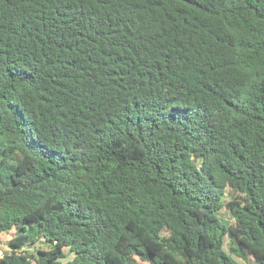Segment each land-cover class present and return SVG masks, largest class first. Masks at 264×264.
<instances>
[{
  "label": "trees",
  "instance_id": "obj_1",
  "mask_svg": "<svg viewBox=\"0 0 264 264\" xmlns=\"http://www.w3.org/2000/svg\"><path fill=\"white\" fill-rule=\"evenodd\" d=\"M14 229L0 264H264V0H0Z\"/></svg>",
  "mask_w": 264,
  "mask_h": 264
},
{
  "label": "rangeland",
  "instance_id": "obj_2",
  "mask_svg": "<svg viewBox=\"0 0 264 264\" xmlns=\"http://www.w3.org/2000/svg\"><path fill=\"white\" fill-rule=\"evenodd\" d=\"M227 217H228V216H227ZM15 234H16V230L14 229V230H12L11 232L5 233V234H3V235L1 236V238H0V255L3 254V252L9 250L8 243H9V241L15 236ZM225 242H226V246H225V248L227 249V239H226ZM44 247H45L44 241H43V240H39V241L37 242V244L34 245V246L32 247V249L37 250L38 248H44ZM65 252H66V255H67V256H66L65 259H63L64 262L70 261V260H72V259L74 258L75 255L72 254V253L69 251V249H66ZM239 261H240L242 264H246L245 262H243V261L240 260V259H239ZM142 263H143V262H142ZM143 264H146V263H143Z\"/></svg>",
  "mask_w": 264,
  "mask_h": 264
}]
</instances>
